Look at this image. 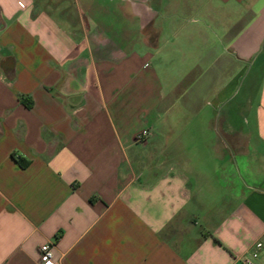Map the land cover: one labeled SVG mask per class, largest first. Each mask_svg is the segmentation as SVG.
I'll list each match as a JSON object with an SVG mask.
<instances>
[{"label": "crops", "instance_id": "crops-1", "mask_svg": "<svg viewBox=\"0 0 264 264\" xmlns=\"http://www.w3.org/2000/svg\"><path fill=\"white\" fill-rule=\"evenodd\" d=\"M54 240L264 264V0H0V264Z\"/></svg>", "mask_w": 264, "mask_h": 264}, {"label": "built area", "instance_id": "built-area-1", "mask_svg": "<svg viewBox=\"0 0 264 264\" xmlns=\"http://www.w3.org/2000/svg\"><path fill=\"white\" fill-rule=\"evenodd\" d=\"M149 136L148 131L142 132L138 137V141H142L144 138ZM263 243H257L254 245L250 257L244 258L243 263L244 264H254V260H256L259 257V253L262 249ZM56 247V241H47L43 244H41L38 248L39 250V262L40 264H55V251Z\"/></svg>", "mask_w": 264, "mask_h": 264}, {"label": "trees", "instance_id": "trees-1", "mask_svg": "<svg viewBox=\"0 0 264 264\" xmlns=\"http://www.w3.org/2000/svg\"><path fill=\"white\" fill-rule=\"evenodd\" d=\"M14 158H15V157H14ZM18 162H20V164H21V166H22L23 168H26V167H27V163H26V162H23V161L21 160V158L18 159Z\"/></svg>", "mask_w": 264, "mask_h": 264}]
</instances>
